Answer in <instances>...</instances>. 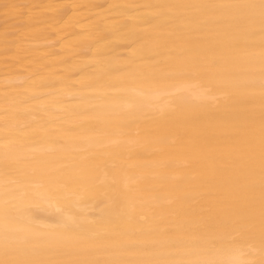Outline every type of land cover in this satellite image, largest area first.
Returning <instances> with one entry per match:
<instances>
[{"label": "bare ground", "instance_id": "6f19581e", "mask_svg": "<svg viewBox=\"0 0 264 264\" xmlns=\"http://www.w3.org/2000/svg\"><path fill=\"white\" fill-rule=\"evenodd\" d=\"M240 3L0 0V150L6 132L20 137L12 212L34 232L63 237L38 245L37 258L90 264L262 258L258 231L213 244L188 226L217 194L241 190L253 138L258 155L261 121L244 95L264 94V55L255 71L244 66L236 77L233 71L252 61L246 43L239 44L252 20L211 8L157 7ZM5 4L17 7L6 12ZM189 34H205L193 39L192 57L203 68L195 74L175 71L177 58L189 57ZM177 113L198 115L199 122L161 126L146 140L152 126L146 117ZM32 169L76 177L68 191L83 194L46 195L40 179L27 175ZM61 223L79 230L60 233Z\"/></svg>", "mask_w": 264, "mask_h": 264}, {"label": "snow or ice", "instance_id": "6c2138e0", "mask_svg": "<svg viewBox=\"0 0 264 264\" xmlns=\"http://www.w3.org/2000/svg\"><path fill=\"white\" fill-rule=\"evenodd\" d=\"M3 7L7 12L17 6L5 4ZM157 7L184 10L218 9L251 20L258 18L261 26L264 27V0H259L258 3L175 4ZM202 70V65L194 57L177 58L176 72L195 74ZM261 87L264 88V80L261 81ZM198 118V115L190 113H177L172 117H165L163 114L159 117H146L152 122V126L145 129V138L152 142L158 136L161 126L181 127ZM19 144L20 137L12 132H6L2 150H0V167L4 174L3 183L0 184V205H2L0 206V264H90L88 261H51L37 258L40 255L38 245H48L63 237L56 235L55 230L51 234L34 232L30 226L23 224L13 215L11 205L16 191L15 186L20 183L14 178L19 171ZM245 171V182L238 193L228 197L217 194L216 203L197 213L195 219L188 221V226L213 244L224 242L230 233L253 236L258 231L262 258L258 262L253 259L242 260L239 264H264V109L261 113L258 155L255 138H253L249 141ZM27 175L40 179L46 195L59 198L83 194L68 191L69 183L74 182L76 177L52 176L44 170L37 169H32ZM128 219L131 221L133 218L129 215ZM56 228L60 233H73L79 230V226L74 223H61ZM229 242L235 243V237H232ZM177 264H215V262L190 260L177 262Z\"/></svg>", "mask_w": 264, "mask_h": 264}, {"label": "rangeland", "instance_id": "374dc122", "mask_svg": "<svg viewBox=\"0 0 264 264\" xmlns=\"http://www.w3.org/2000/svg\"><path fill=\"white\" fill-rule=\"evenodd\" d=\"M245 1V3H258L259 2V0H244ZM199 15H201V14H197L196 16L194 15V17L195 18H197V21H200L201 19L203 20L204 18H200L199 17ZM239 18H241V16L239 17ZM200 19V20H199ZM201 20V21H202ZM225 21V20H224ZM233 20L232 19H230L229 20V22H227V20L225 21V22H227V24H225V25H232V22ZM236 21L237 22H239L240 20L239 19H236ZM248 28H246L244 31H241V32H244V38L245 37H247L246 39H242L241 41H239V44H243V43H246V44H244L242 47L244 48V49H248V51H245L246 53H245V55L246 56H250V57H252V61L250 62V60L248 61V63H247V65H245V64H241L242 62H240L239 63V65H237L236 66V68L235 69H233V71L234 70H236L235 72H233V73H235L234 74V77H236L237 76V74L238 73H240V70L242 69V70H244L245 68H247V69H245L244 71H246V70H249V71H255L254 70V64L256 65L257 63H259V57H261L262 55H264V27H262L261 26V24H260V22H259V20H258V18L257 19H254V20H252V22H248ZM255 24V25H254ZM252 25V27H250ZM253 26H255V27H253ZM261 26V27H260ZM254 29V30H253ZM232 32H235L234 30H232ZM205 34H200V35H192V34H189L188 35V37H190V41H189V43H190V45L187 47L188 49H187V53H190V54H188L187 56H189V57H192L193 56V54H194V52H195V50H196V45L197 44H194V41H193V39H195L194 37H196V38H199V37H203ZM258 38V39H257ZM259 40H260V42H259ZM193 42V43H192ZM249 43V44H248ZM199 44V43H198ZM250 44H251V46H250ZM193 46V47H192ZM253 46V47H252ZM194 48H195V50H194ZM262 50V54H261V50ZM182 49V48H181ZM252 49V50H251ZM257 49V50H256ZM182 51V50H181ZM197 52V51H196ZM258 52V53H257ZM252 53V54H251ZM250 54V55H249ZM191 55V56H190ZM251 55H253V56H251ZM255 57V58H254ZM257 59V60H256ZM250 62V63H249ZM209 63H212V62H209ZM253 63V65H251V68H250V64H252ZM212 65V64H211ZM242 65V66H241ZM238 66H240L239 68H238ZM244 66H246L245 68H244ZM254 67V68H253ZM241 68V69H240ZM209 69L210 68H208L207 69V72L209 71ZM242 70H241V72H242ZM256 70H260V69H256ZM203 71V70H202ZM245 97H249L248 98V100L251 98L252 99V101H253V106L252 107H250V109L253 111V116H254V118L257 120V121H261L260 119H261V113H262V109H264V94L263 93H256V92H251V93H249V91L248 92H246L245 93V95H244ZM251 99H250V101H251ZM256 106V107H255ZM257 115V116H256ZM230 117H228L227 118V120H229V118L231 119V121H232V119H234V117L232 116V115H229ZM233 118H232V117ZM202 119H205V118H203L202 117ZM194 121H197V122H199V119H196V120H194ZM257 164H258V162H257ZM225 166H232V164H230V163H228V164H226ZM243 167H244V172H246L245 171V168H246V166H244L243 165Z\"/></svg>", "mask_w": 264, "mask_h": 264}]
</instances>
